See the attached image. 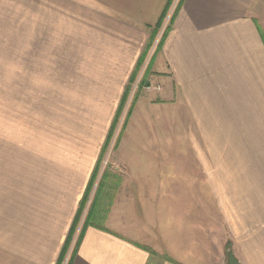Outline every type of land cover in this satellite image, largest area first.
<instances>
[{
	"label": "crops",
	"instance_id": "1",
	"mask_svg": "<svg viewBox=\"0 0 264 264\" xmlns=\"http://www.w3.org/2000/svg\"><path fill=\"white\" fill-rule=\"evenodd\" d=\"M168 3L0 0V192L6 186L11 195L8 223L15 233L7 246L0 239V264L7 261L4 247L11 264H57L100 157L97 137L78 162L72 152L71 160L57 162L65 175L52 176L44 155L40 166L35 158L23 164L32 171L22 191L18 179L4 177L5 169L21 167V153H30L36 105L46 104L36 90L52 88L53 66L61 68L69 50L97 75L95 82L103 79L100 87L125 90L141 69L142 87L161 86L148 95L168 104L173 120L198 122L192 135L205 145L194 151L203 152L205 170L219 169L204 177L203 201H217L221 218L212 231L206 218L196 224L195 210L181 213V194L165 193V182L147 193L146 178L105 176L68 245L70 264H228L229 251L241 264H264V171L242 160L243 142L234 139L248 128L252 137L264 112V29L254 13L264 0H183L150 53ZM227 136L230 145L222 144ZM128 184L142 188L132 192Z\"/></svg>",
	"mask_w": 264,
	"mask_h": 264
},
{
	"label": "rangeland",
	"instance_id": "2",
	"mask_svg": "<svg viewBox=\"0 0 264 264\" xmlns=\"http://www.w3.org/2000/svg\"><path fill=\"white\" fill-rule=\"evenodd\" d=\"M180 2L181 0L171 1L170 10L163 20L162 27L157 32V36L160 37L157 46L152 45L150 53L159 46L163 30L170 25ZM254 13L264 29V4H258ZM73 52L68 51L67 58L62 59L61 68L53 66L52 88L36 90L37 100L44 101L46 104L36 105L35 137L32 138L30 153H21V167L12 170L5 169L4 177L9 178L11 182V179L14 182L18 179L22 191L30 170L27 168L28 165L23 164L35 158L40 166V162L44 161L41 157L44 155H46L47 166L52 176L63 173L65 175V169L57 168V162L65 163L66 159L71 160V152L74 153L73 158L78 162V158H82L81 151L93 148V142L98 137L103 141L100 147V157L95 167L97 175L94 179L95 182L93 181L87 207L98 189V182L102 177H123L138 180L146 178L149 180L148 183H151L146 186L147 193L160 191L161 183L165 182V193L171 192V189L174 188V192L181 194L179 207L185 217H188V213L182 210H195L193 212L197 225H204L206 218V221L210 222L212 231L217 230L221 221L218 202L203 201L205 191L203 180L207 176V172L210 171L218 176L219 169L205 170L203 168V152L194 151V148L205 145L202 136L192 135L197 130L199 131L198 122L173 120L170 106L155 96L149 97L151 89L142 87L143 71L141 72L140 69L135 81L129 84L127 100L113 126L106 149L103 150L104 139L116 116L121 94H124L125 90L123 88L116 90L100 87L104 84L103 79L99 80V83L95 82L97 75L87 72V68L83 64L77 65V58L70 55ZM143 67L141 68L143 69ZM92 85H96V87ZM40 98H43V101ZM248 129L238 130V134L243 135L234 137L235 140H240L239 144L243 142L244 152L241 158L245 163L258 162L260 170L264 171V112L262 113V110L260 121L254 123L252 137L247 136V130L251 133V128ZM222 139V144L230 145L233 138L227 136V142L225 138L222 137ZM219 140L216 138L213 144L219 143ZM27 155L30 157L27 158ZM220 155L222 154L218 156L220 157ZM139 163L145 164L143 168L134 167ZM172 179L179 180V184L167 185V182ZM123 187L131 188L132 192L134 189L138 191L139 188L140 191L142 188L136 184H128ZM6 191L5 186L3 192H0V203L1 198L3 199L0 210L3 209L5 214L3 218H0V239L3 240L5 246L15 236L10 223H8L10 221L9 196L11 195ZM188 192L195 193V201L192 200V196L186 199ZM148 203L151 208H154V201H148ZM96 221L100 222L101 219L98 218ZM10 250L6 247L2 248L3 256L7 259L5 264H11V257H9L11 255H8ZM68 258L66 255L63 264H67Z\"/></svg>",
	"mask_w": 264,
	"mask_h": 264
},
{
	"label": "trees",
	"instance_id": "3",
	"mask_svg": "<svg viewBox=\"0 0 264 264\" xmlns=\"http://www.w3.org/2000/svg\"><path fill=\"white\" fill-rule=\"evenodd\" d=\"M171 1H172V0H169L168 6H167V8H166V10H165V15H166L167 11L169 10V6L171 5ZM182 2H183V0H181V2L179 3V5H178V7H177L175 13L173 14V16H175V14H176L177 10L180 8ZM163 19H164V16H163ZM163 19H162V20H163ZM172 19H173V17H172ZM162 20H161V22H162ZM161 22H160L159 24L156 25V29H157V30H158V29L160 28V26L162 25ZM167 29H168V27H167ZM157 30H156V31H157ZM166 31H167V30H165V32H166ZM165 32L163 33V37H164V35H165ZM163 37H162V39H161V41H160L159 46L157 47V49L160 48V46H161V44H162V41H163ZM136 76H137L136 73L133 74V76H132V78H131V82H134ZM129 89H130V86H127L126 89H125V92H124V94H123V96H122V99H121L120 104H119L118 109H117L116 116H115V118H114L113 121H112V124H111L110 130H109V132H108V135H107L106 141H105V143H104L103 150L106 149V146H107V144H108V142H109V138H110V136H111V131H112V129H113V126H114V124L116 123L117 118H118L120 112L122 111L123 106L125 105V102H126V100H127V95H128V92H129ZM96 172H97V169H95V171H94V173H93V175H92V179H91V182H90V184H89V187H88V189H87V191H86V193H85V195H84V197H83V199H82V201H81L80 208H79V210H78V213H77V216H76V218H75L74 224H73V226H72V228H71V231H70V234H69V236H68L67 243L65 244V246L63 247V249H62V251H61V254H60V256H59V259H58L57 264H63V261H64L66 255H67V252H68V245H69V243H70V241H71V238H72V236H73V234H74V232H75L76 226H77V224H78V222H79V220H80V218H81V216H82V214H83V211H84V209H85L86 202H87L88 197H89V195H90V191H91V187H92L93 181H94V179H95V177H96V175H97ZM74 251H75V250H74ZM73 253H74V252H73ZM72 257H73V254H71L70 258H69L68 261H67V264H70V263H71ZM176 263H177V262H176ZM177 264H178V263H177Z\"/></svg>",
	"mask_w": 264,
	"mask_h": 264
},
{
	"label": "water",
	"instance_id": "4",
	"mask_svg": "<svg viewBox=\"0 0 264 264\" xmlns=\"http://www.w3.org/2000/svg\"><path fill=\"white\" fill-rule=\"evenodd\" d=\"M228 264H241L232 251L228 252Z\"/></svg>",
	"mask_w": 264,
	"mask_h": 264
},
{
	"label": "built area",
	"instance_id": "5",
	"mask_svg": "<svg viewBox=\"0 0 264 264\" xmlns=\"http://www.w3.org/2000/svg\"><path fill=\"white\" fill-rule=\"evenodd\" d=\"M152 88H155L156 90H161V86L157 85V86H152V85H149L147 86V89H152Z\"/></svg>",
	"mask_w": 264,
	"mask_h": 264
}]
</instances>
